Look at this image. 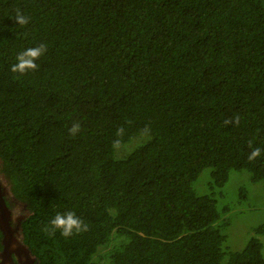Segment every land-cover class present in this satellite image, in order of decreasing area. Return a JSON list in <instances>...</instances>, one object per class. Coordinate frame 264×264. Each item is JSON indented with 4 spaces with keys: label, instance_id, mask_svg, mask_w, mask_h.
<instances>
[{
    "label": "trees",
    "instance_id": "1",
    "mask_svg": "<svg viewBox=\"0 0 264 264\" xmlns=\"http://www.w3.org/2000/svg\"><path fill=\"white\" fill-rule=\"evenodd\" d=\"M0 159L38 264H264V221L222 232L229 179L264 186V0H0Z\"/></svg>",
    "mask_w": 264,
    "mask_h": 264
},
{
    "label": "rangeland",
    "instance_id": "2",
    "mask_svg": "<svg viewBox=\"0 0 264 264\" xmlns=\"http://www.w3.org/2000/svg\"><path fill=\"white\" fill-rule=\"evenodd\" d=\"M120 154H122V150H120ZM213 181L210 173H203L196 181L198 192L200 194L209 193L210 184ZM240 185L246 186L243 194H239L241 201L239 199L233 204V202L227 201L225 196L222 198V204L229 206L231 210L230 221L222 230L226 235L225 246L228 251L241 249L253 233L254 227L264 221V186L250 182L249 179L246 180L241 175H234L225 187L231 198L236 197ZM219 190L222 189L219 188ZM223 194L225 195V192ZM21 207L18 206V209ZM106 250L108 247L102 248L100 252L104 253Z\"/></svg>",
    "mask_w": 264,
    "mask_h": 264
},
{
    "label": "clouds",
    "instance_id": "3",
    "mask_svg": "<svg viewBox=\"0 0 264 264\" xmlns=\"http://www.w3.org/2000/svg\"><path fill=\"white\" fill-rule=\"evenodd\" d=\"M15 20L17 21L18 25H26L29 23V18L24 16L19 9H17ZM47 52V45L40 44L35 47L26 48L24 51L19 53L16 57V63L12 65L11 71L13 73L18 74H26L28 71L36 70L39 65L37 61L40 59ZM227 122V121H226ZM81 131V125L78 122H74L72 126L69 128V134L73 137L77 135L78 132ZM251 147V143H250ZM260 149L255 148L249 159H255L257 156L260 155ZM242 199H240L241 201ZM231 210L229 207L222 209V219H227V224L230 221V214ZM224 215V216H223ZM51 224L53 226V230L59 229L61 230V235L68 237L73 234V230L76 233H81L88 230V225L82 221L79 217L76 216L75 212L67 211L66 213H57L56 216L52 219ZM254 231V230H253ZM24 242V241H23Z\"/></svg>",
    "mask_w": 264,
    "mask_h": 264
},
{
    "label": "water",
    "instance_id": "4",
    "mask_svg": "<svg viewBox=\"0 0 264 264\" xmlns=\"http://www.w3.org/2000/svg\"><path fill=\"white\" fill-rule=\"evenodd\" d=\"M11 219V211L4 198L0 195V230L3 235L0 264H17L14 259L15 254L17 255L19 264H38L36 257L31 253L28 246L23 240L15 236L13 226H11L12 224L10 222Z\"/></svg>",
    "mask_w": 264,
    "mask_h": 264
},
{
    "label": "flooded vegetation",
    "instance_id": "5",
    "mask_svg": "<svg viewBox=\"0 0 264 264\" xmlns=\"http://www.w3.org/2000/svg\"><path fill=\"white\" fill-rule=\"evenodd\" d=\"M0 164H1V159H0ZM0 195L4 198L8 208L11 211L12 219L10 220V222L12 224L11 226H13L15 236H17L20 240H23V230L21 227V223H22V220L29 213L28 207L24 201H22L21 199H18L15 196V194L12 192L9 181L7 180V178L4 176V174L1 171H0ZM18 206H22V207L18 209ZM14 259L16 260L17 264H19L16 254L14 255Z\"/></svg>",
    "mask_w": 264,
    "mask_h": 264
}]
</instances>
